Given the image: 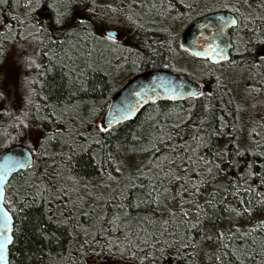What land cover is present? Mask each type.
I'll use <instances>...</instances> for the list:
<instances>
[{"label":"snow or ice","instance_id":"6c2138e0","mask_svg":"<svg viewBox=\"0 0 264 264\" xmlns=\"http://www.w3.org/2000/svg\"><path fill=\"white\" fill-rule=\"evenodd\" d=\"M6 2L7 0H0V3ZM244 4H247L249 8L252 7L249 0H244ZM128 7L131 9L132 5ZM181 7L190 12L194 5L187 2V0H160L159 6L156 3L151 5V8L156 9L158 15L164 18L171 16L173 12H177V15L172 17L174 21L183 19L187 14L178 10ZM217 7L238 13L244 21L249 20L251 16V13H249V16H245L240 12L237 4H230L227 0H221ZM257 7L264 9V0H261ZM26 8V19L24 21L17 20V23L34 30V33L29 31L28 36L39 41V56L41 57H48L49 52L53 51L55 47H60L63 50L69 44L70 38H82L94 45L99 44L104 50L114 54L118 61L117 68L122 66L121 61L126 64L130 63L134 68H139L140 63L154 61V58L159 55L154 45L160 44L166 46L170 53L175 54L176 50L180 49L194 58L202 59L204 65L208 67V71L202 72L200 79L195 83L188 81L177 83L172 80L163 83L162 87L165 90L167 100L173 102L183 100L188 103L189 107L187 109L181 108L185 115L181 117L177 114L179 122L172 124L170 131L165 132L161 129L163 135L150 138L147 141V147L140 143L141 138L139 136H135L133 138L134 143L127 147L122 143H118L115 146L116 153H114L108 148L107 140L114 137L121 124L131 118V111L135 110L134 107L124 110L116 109L109 114L110 118L102 117L101 123L95 124L87 134L76 130L74 133L68 131L65 135L61 125L65 123L69 105L62 102L48 105L47 113L43 114L40 104L34 100L35 89L31 87L32 83H39V81L26 78L24 81L25 92L20 105L17 106V111L12 112L5 108L6 104H12L14 97V90L9 89L7 85L8 76L5 71L10 48L8 32L11 31V26L7 21L0 20V27L6 29V32L0 36V113L10 116L15 121L14 128L18 129L16 138L26 145L31 156V158L24 157L22 159L5 157V171L0 173V181H4L7 173L13 169H33L30 182L26 181V184L29 189H35L34 193H25L24 196L18 195V190H14L10 197L8 195L9 184L6 182L0 183V264H11L8 254L11 246L18 238L15 219L24 208L28 207L26 198L31 195L33 201H35L37 198L45 199V194L53 199L65 195L67 190L63 187H57L59 184L58 178L61 174L60 170L67 169L71 171V165L76 155L87 154L95 163L97 170L104 171V166L106 164L112 166L119 153H162L169 150V145V154L159 156L155 165L151 162L137 164L122 159L118 166L113 167L112 172H106L108 182L103 185L105 189L112 188L113 184L120 189L132 186L138 188L142 196L137 197V203L135 204L125 205L123 202L119 203L117 205L118 213L113 214L110 220L104 217L97 218V222L100 224L98 233L105 237L103 240H97L88 229H84V239L79 244V252L81 264H89V261L92 264H187L190 259V256L185 254L187 249L197 247L194 241L189 238L190 230L198 226L203 229L204 224L210 222L218 211L216 204L222 202L217 200L216 192L210 193L211 198H206L203 205L198 199L192 198L200 195L201 187L208 182V178L215 180L221 173L227 178L228 173L231 172L235 180L229 179L228 187L233 189L230 193L233 196L239 194L241 183L247 185V188L244 189L245 192L255 191L249 180L259 182L261 186H264V145L252 139L253 135L260 136V133L253 128L251 132L245 134L244 128L240 124L232 123L226 118V116H231L234 121L241 120V113L246 110L243 105L247 103V98L245 97L240 104H236L231 111L222 108V113H226V115H217V106L212 102L222 99L224 95L232 90L228 88L219 75L215 76L210 84L200 82L204 80L205 76L209 78L213 76L212 65L222 64V62L236 63L230 60L233 49L238 55L247 53V59L242 63H248L251 68L255 69L264 67V27L252 29V35L248 40H243L237 31L236 40L228 43L224 38L225 29L238 30L240 19L231 16L221 17L219 23L209 19L208 22L202 25L203 31L200 35L193 40L190 46H186L184 43H177L176 36L167 28L164 29L167 32V39L164 42L141 37L140 33L145 30V25L140 22L139 14L131 12L124 14L122 4H117V6H114L113 3L100 4L98 0H27ZM121 14H124V19L129 25L130 37L121 38L111 27L114 21L120 18ZM259 19L264 21V14H261ZM246 27L247 24H245ZM213 28H215V31H212ZM23 39H27V37H23ZM129 40L132 43H129ZM258 45L261 46L259 51H257ZM17 49L13 60L18 69H35L39 76H43L46 71L51 70V67L45 68L42 63L37 62L35 48L31 53L27 51L24 45H17ZM51 60L52 57H49V63H51ZM57 62L62 63V60L57 58ZM107 63L111 62L108 61ZM163 67L169 68L170 64L165 63ZM88 69L103 71L98 67L93 68L91 63H86L83 70L78 71L77 67L70 69L69 84L74 89L73 95H76V93L87 94L89 91V83L85 79ZM156 79L159 80L160 77ZM261 80L264 81V76L261 77ZM213 84L215 91L212 90ZM91 88L93 91L104 90L103 86L98 84L92 85ZM142 91L146 93L148 100L156 103L152 99L153 95H158L154 87L148 86L147 89H142ZM248 91L250 93H260L262 89L261 87L249 85ZM140 94L139 92L135 93V95ZM47 99L48 97H44V100ZM197 103H199L203 115L194 128H188L185 121L191 119L192 110ZM226 103L232 104L233 101L229 100ZM79 107V104L71 105V109L74 111L78 110ZM252 107H255V105H252ZM96 111L95 107L91 109L93 116ZM91 122L89 121V123ZM182 125L183 128L188 129L187 139L182 133ZM222 137L227 138V143L224 146H219L215 143V139ZM176 138H179L183 143H174ZM261 139H264V137H261ZM54 141L61 145L59 152L51 150ZM64 145H67V152L63 150ZM213 148H215V151H213ZM202 149L208 150V156L201 154ZM180 153L183 155H180ZM57 156L60 157V163L56 166V169L51 172L45 170L43 173L45 177H49L48 183L45 184L40 177L36 176L35 170L40 167L38 161L47 158L55 162ZM160 162L167 164L168 171H164L160 167ZM181 165L184 166L181 167ZM193 165L194 167H192ZM153 166L163 173V179L150 174ZM193 177L199 181L198 184H193ZM37 180H40V183H37ZM163 180H168L169 184L177 186L175 194L172 193L169 187H164L163 197L164 199L177 200L178 227L182 226L184 228L183 233L176 229L168 232L165 228L164 231L160 232V236L167 233L169 239H158L153 234L151 242L149 239H141L139 242L132 241L127 234L123 239L119 236L113 238L111 232L119 230V222L129 214L127 209L139 208L141 204L152 201H155L159 206L161 193L156 185H162ZM137 181L140 182L137 183ZM188 184L193 186L189 188ZM115 191L116 189H113V192ZM120 195H123L122 190ZM185 197L188 198L185 199ZM96 199L100 200V197H96ZM116 199L117 197L113 195L112 200L115 201ZM248 203V201H240L242 205ZM257 203H260V201ZM185 205L190 206L195 211H186ZM73 207L83 213L82 205L73 204ZM167 211L169 218L160 221L163 225L171 223L173 218L177 217V212H173L171 209H167ZM225 211L230 214L234 213L236 217L251 215L249 207H243L240 210L227 207ZM83 214L89 215L88 213ZM61 215L63 214L61 213ZM48 219L52 221L51 216ZM55 222L57 224L72 223L74 228L78 227L75 217L71 221L65 218ZM106 223L112 225L111 231L104 228L103 225ZM257 228H264V220L260 221L256 227L251 228L249 233L257 231ZM239 231V228H237L236 232L239 233ZM216 236L217 240L223 245L225 233L218 232ZM205 239L211 241L212 236L207 235ZM223 246L227 247L226 245ZM233 255L240 264H244L241 255L245 259L248 258V254L240 253L239 249L235 250ZM220 258V256H216L217 260Z\"/></svg>","mask_w":264,"mask_h":264},{"label":"trees","instance_id":"16d2710c","mask_svg":"<svg viewBox=\"0 0 264 264\" xmlns=\"http://www.w3.org/2000/svg\"><path fill=\"white\" fill-rule=\"evenodd\" d=\"M100 4L113 3L114 6L122 4L124 7V14L129 12L137 13L140 17V22L144 23L145 30L140 33L141 37H147L152 41L164 42L167 39V32L164 31L167 28L173 32V35L177 38V43H180L179 36L185 26L194 18L215 10H226L218 8V3L221 0H187L192 3L194 7L189 12L182 7L178 10L180 12L187 13L183 19L173 20L172 17L177 15V12H173L171 16L164 18L158 15L156 9H152L151 5L156 3L160 4V0H98ZM230 4L235 3L240 8V12L249 17V20L244 21L238 13L236 15L240 19V28L238 30L231 29L232 41L237 38V31L239 36L243 40H248L252 35V29H259L264 27V21L259 19L261 14H264V9L257 7L261 0H249L251 8L247 4H244V0H227ZM27 0H7L6 3H0V20L7 21L11 26V31L8 32L10 48L17 47V45H24L29 53L36 49L37 62L42 63L45 68L51 67L50 71H46L43 76L37 75V70L28 69L27 75L23 73V80H37L39 83H32L31 87L35 89L34 100L40 104L43 114L48 111L47 106L62 102L69 105V111L65 116V123L61 125L62 130L67 135L68 131L73 133L76 130L87 132L94 127L95 124L101 123L102 114L105 113L108 103L111 100L115 92L123 85L120 82L121 78H125L127 81L132 75L148 69H170L184 74H188L187 68L182 69V65L187 64L185 58L192 57L189 54H185L180 49L176 50V53H170L166 46L155 44L159 55L154 58L153 62L140 63L139 68H134L130 63L126 64L120 62L122 66L117 68V59L114 54L104 50L99 44H93L90 41L78 38H70V42L63 50L60 47H55L53 51H50L48 57L39 56L40 47L39 41L34 40L31 36H28V32L34 30L30 27L17 23V20L24 21L27 16L26 8ZM129 5H132L129 9ZM211 7L213 9H206L197 13L202 7ZM197 13V15L195 14ZM121 14V15H124ZM193 15L195 17H193ZM124 17V16H123ZM178 21H185L186 25L178 32L174 30V25ZM118 23L120 26V32L122 37H130L131 31L126 20H115L113 24ZM245 24L247 27L245 28ZM6 32V29L0 27V36ZM19 34V35H17ZM27 37V39H23ZM129 43H132L129 40ZM261 50V46H257V51ZM119 55V54H115ZM187 56V57H186ZM49 57H52L51 63H49ZM71 57V59H69ZM57 58L62 60V63L57 62ZM194 58V57H193ZM197 59V58H195ZM247 53L244 55H238L233 49L231 53V61L236 63L230 64L228 62H222V64L212 65L213 76L211 78L205 76L201 83L210 84L215 79V76L219 75L223 81L227 84L228 88L232 91L227 95H224L222 99L214 100L212 103L217 106V115L222 113V108L231 111L235 108L236 104H240L246 97L247 103L243 105L246 109L241 113V120L234 121L231 116H226L227 120L232 123H238L244 128L245 134L251 132V129L255 128L256 132L260 133V136H254L252 139L258 141L261 145H264V81L261 77L264 76V67L259 69L251 68L248 63H242L246 61ZM110 61L111 63H107ZM198 64L194 69H190L196 72L198 78L202 72H207L208 67L204 65L202 59H197ZM86 63H91L93 68L103 69L86 71L85 79L89 83V91L87 94L76 93L73 95L74 89L69 84V71L73 67H77V70H83ZM165 63L170 64L169 68H164ZM183 70V71H182ZM232 71L242 73L244 80L237 78L238 81H232ZM229 74V75H228ZM246 74V76H245ZM190 76V75H189ZM229 76V77H228ZM102 85L103 91H93L92 85ZM261 87L260 93H250L248 87ZM212 90L215 91L214 84ZM44 97H48L44 100ZM232 100V104L226 102ZM256 101L261 103L263 116L258 117L252 110V105L256 104ZM79 104L78 110H72L71 105ZM20 105V97L12 100L11 105H5V108L12 112L17 111V106ZM95 107L97 110L93 116L91 109ZM188 103L183 100H177L175 102L169 100H162L156 103H150L146 105L138 115L132 119L125 121L119 127L116 135L107 140V146L110 150L116 153V145L118 143L124 144L126 147L134 143L133 138L139 136L140 143L146 147L147 141L154 137L163 135V132L171 130V126L174 123L179 122L177 120V114L183 117L185 113L181 110L187 109ZM78 112V114H77ZM203 113L199 103L192 110L190 120H186L185 123L188 128H194L199 123V119ZM104 116V115H103ZM89 121H92L89 123ZM15 121L10 117L0 113V151L7 146L21 143V140L16 138L17 130L14 128ZM188 129L183 128L182 133L187 139ZM175 135V134H174ZM174 143H183L179 138H176ZM215 143L219 146H224L227 143V138L222 137L215 139ZM53 152H59L61 145L57 142H53L51 149ZM65 152L68 151L67 145L63 146ZM170 150V145H169ZM169 150H165L162 153H119L117 154V160L113 162L112 166L105 165L104 171H98L95 163L90 159L87 154H78L74 157L71 171L67 169H61L59 184L57 187H63L66 189V194L53 199L47 197L45 199L37 198L33 201L32 196L29 195L26 200L28 207L24 208L22 212L18 214L15 219L17 226V236L14 245L10 248V262L11 264H81V257L79 252V244L84 239V229H88L97 240H103L105 237L98 233L100 224L97 222L98 217H104L110 220L113 214L118 213L117 205L123 202L125 205L129 203H137V197L142 196V193L138 188L128 186L120 189L117 185L113 184L112 188L105 189L103 185L107 183L106 172H112L113 167L118 166L120 160L131 158L137 159L135 162L149 163L155 165L158 162V158L161 155H168ZM215 151V148H213ZM201 154L208 156V150L202 149ZM180 155H183L180 153ZM195 159V157H194ZM130 161V160H129ZM130 162H134L133 160ZM40 167L36 169V176L40 177L45 184L48 183L49 177L43 175L45 170L49 172L56 169V166L60 163V157H55V162L52 159L38 161ZM184 165H181L183 167ZM160 167L164 171H168L166 163L160 162ZM194 167V165L192 166ZM191 170V169H190ZM175 171V169H174ZM33 169L21 170L15 173L9 181L8 195L11 197L14 190H18V195L24 196L25 193H34L35 189H29L26 181L30 182L31 173ZM115 174V173H113ZM159 179H163V173L153 166L150 173ZM71 177V178H69ZM235 180L228 173V177L225 178L224 174L216 177L215 180L208 178V182L201 187V193L198 197H192L198 199L203 205L206 198L210 199V193L216 192L217 200L222 201L216 204L217 212L214 218L210 222L204 224L203 229L199 226L195 229H191L189 232V238H191L196 244V248H188L186 255L190 256L187 264H240L235 260L233 255L234 251L239 249L240 253H247L248 258L245 259L241 255V260L244 264H264V228H257V231L249 233V230L256 227L255 224L251 228H245L236 232L237 228H227V225L235 223L236 221H246L250 215H241L236 217L234 213L230 214L225 209L227 207L236 208L240 210L243 207H249L251 213L264 210V186H261L259 182H253L249 180V183L255 189L253 192H245L244 189L247 185L241 183L240 192L238 195L233 196L230 193L232 188L228 187V180ZM140 181H137L139 183ZM40 183V180H37ZM199 181L193 177V184H198ZM189 188L193 185L188 184ZM156 187L160 190V204L157 206L155 201L141 204L139 208L127 209L128 216L122 218L119 222V230L111 232L113 238L119 236L121 239L127 234L128 238L132 241L139 242L141 239L152 240L153 234L158 239H169L168 234L160 236V232L167 228L168 232L173 229L183 233L184 228L178 227L179 214L177 212V200L171 198L164 199L163 189L169 187L173 194L177 191L176 185L169 184L168 180H163V184H157ZM113 189H116L113 192ZM123 191V195H120V191ZM115 195L117 199L112 200V196ZM96 197H100L97 200ZM188 197H185L187 199ZM248 201V204H240V201ZM260 201V203H257ZM73 204L82 205L83 213L73 207ZM185 210L189 212L195 211L188 205H185ZM171 209L173 212H177V217L173 218L172 222L163 225L160 221L168 219V211ZM61 213L63 215H61ZM52 217V221L48 217ZM75 217L78 227L74 228L72 223L57 224L55 221L67 218L72 220ZM95 225V227H93ZM104 228L111 231L112 225L104 224ZM218 232H224L225 238L223 245L217 240L216 234ZM54 234V235H53ZM211 235L212 240L207 241L205 236ZM90 238V237H89ZM216 256H220L219 260ZM89 264H92L89 261Z\"/></svg>","mask_w":264,"mask_h":264},{"label":"water","instance_id":"95a60500","mask_svg":"<svg viewBox=\"0 0 264 264\" xmlns=\"http://www.w3.org/2000/svg\"><path fill=\"white\" fill-rule=\"evenodd\" d=\"M231 16L233 18H238L235 13L229 12L228 10H216L211 11L205 14L198 16L193 19L181 32L179 41L180 43H184L186 46H190L195 38H197L201 31H203L202 25L208 22L209 19H212L213 22L219 23V18ZM232 28L225 29V41L230 43L232 42L231 35ZM115 32L119 34V30L113 29ZM215 31V28L212 29ZM207 34V33H206ZM223 46V45H222ZM231 58V54H230ZM160 77L159 80L156 78ZM166 78V79H165ZM167 80H172L177 83L181 81H188L195 83L191 76L186 75L184 73L176 72L170 69H148L137 74L131 76L112 96L111 100L108 103L107 109L105 111L104 117L110 118V113L115 111L116 109H131L135 108L134 111H131V118L128 120L134 119L138 113L148 104L152 103L151 100L147 99V95L142 89H147L148 86H152L155 88L158 95H153L152 99L156 102L167 100L165 96V90L162 87L163 83H166ZM141 93L140 95H135V93ZM177 101V100H176ZM127 120V121H128ZM5 157L12 158H31L30 154L27 151V147L25 144H13L8 147H5L0 151V173L4 172L5 165ZM25 168L23 170H26ZM21 171L20 169H13L11 172L7 173L4 181H0V183H9L12 176ZM10 252V251H9ZM8 258L10 260V255L8 254Z\"/></svg>","mask_w":264,"mask_h":264},{"label":"rangeland","instance_id":"374dc122","mask_svg":"<svg viewBox=\"0 0 264 264\" xmlns=\"http://www.w3.org/2000/svg\"><path fill=\"white\" fill-rule=\"evenodd\" d=\"M123 6V5H122ZM208 10V9H213L209 6L207 7H202L198 10L197 13H200V11H203V10ZM197 13H195L197 15ZM124 15H121L120 16V20H124ZM193 17H195L193 15ZM186 25V22L185 21H178L174 26V30L176 32L180 31L184 26ZM112 28L114 29H120V26L118 25V23L116 24H112L111 25ZM119 35L122 37V33H119ZM17 47H13L9 50V57H8V61L6 62V65H5V71L7 73V76H8V79H7V85L9 87V89L11 90H14V97L13 99L15 98H18L20 97V101H21V98L25 92V86H24V81L23 80V73L24 75H27L28 73V69H18L15 64H14V60H13V57L17 51ZM187 55V53H185ZM187 57V56H186ZM185 61L187 64H191V65H182V69L184 70L185 68H187V72L190 76H192L196 81L199 80L200 78L197 77L196 75V72L190 70V69H194L195 66L198 64V61L197 59L193 58V57H187L185 58ZM182 70V71H183ZM229 75V74H228ZM243 74L242 73H237V71H232V74H230V77H232V81H238L237 78L239 79H242L244 80L245 78H243ZM246 76V74H245ZM200 77V75H199ZM229 77V76H228ZM125 78H121L120 82H122L123 84L125 83ZM202 82V81H200ZM255 107H252V110L254 112V114H256L258 117H261L263 116L262 112V107H261V103L256 101V104H254ZM104 113L102 114V117H103ZM101 117V118H102ZM130 161H134L137 162L138 160L137 159H134L131 158L129 159ZM264 220V210L262 209L261 211L259 212H252L249 219L246 220V221H236L235 223H232V224H229L227 225V228H239L240 230H244L245 228H251L253 227L255 224H259L260 221Z\"/></svg>","mask_w":264,"mask_h":264},{"label":"bare ground","instance_id":"6f19581e","mask_svg":"<svg viewBox=\"0 0 264 264\" xmlns=\"http://www.w3.org/2000/svg\"><path fill=\"white\" fill-rule=\"evenodd\" d=\"M18 144H21V143H18ZM8 147V146H7Z\"/></svg>","mask_w":264,"mask_h":264}]
</instances>
